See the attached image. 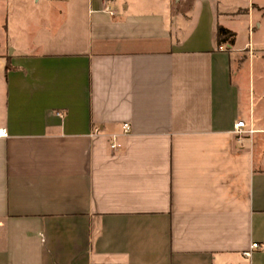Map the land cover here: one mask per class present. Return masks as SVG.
<instances>
[{
  "label": "crops",
  "instance_id": "1",
  "mask_svg": "<svg viewBox=\"0 0 264 264\" xmlns=\"http://www.w3.org/2000/svg\"><path fill=\"white\" fill-rule=\"evenodd\" d=\"M36 1L0 0V264H264L248 50L217 43L254 0Z\"/></svg>",
  "mask_w": 264,
  "mask_h": 264
},
{
  "label": "rangeland",
  "instance_id": "2",
  "mask_svg": "<svg viewBox=\"0 0 264 264\" xmlns=\"http://www.w3.org/2000/svg\"><path fill=\"white\" fill-rule=\"evenodd\" d=\"M263 1V2H262ZM11 10L20 12L23 5L30 7L32 14H40L36 0H10ZM27 3V4H26ZM261 3V4H260ZM264 0H254L252 28H249L248 17H237L234 21L237 47L248 50L241 55L242 62H235L236 76L234 81L239 85L245 111V119L249 120L250 101L255 118V127L264 128ZM175 6V4H173ZM248 5H246V9ZM241 15H247L241 12ZM29 31L27 30V33ZM21 40L26 41L23 36ZM250 57V59H249ZM264 143V134L258 135ZM258 146H262L258 144Z\"/></svg>",
  "mask_w": 264,
  "mask_h": 264
},
{
  "label": "built area",
  "instance_id": "3",
  "mask_svg": "<svg viewBox=\"0 0 264 264\" xmlns=\"http://www.w3.org/2000/svg\"><path fill=\"white\" fill-rule=\"evenodd\" d=\"M102 10H103V12H106L110 15H114V11L109 6L108 2L102 3ZM123 128H124L125 133H128L130 131V127L127 124H125ZM254 133H255V130L252 128V126L248 127V124L244 120L238 121L235 125V134L239 137L242 135H253ZM6 136H7L6 130L0 129V138H4ZM111 147H112V149H117L118 147H120V145L112 144ZM258 247H259L258 244L255 243L251 246V249H256ZM244 255L246 257H251L252 251H250V250L246 251V252H244Z\"/></svg>",
  "mask_w": 264,
  "mask_h": 264
},
{
  "label": "trees",
  "instance_id": "4",
  "mask_svg": "<svg viewBox=\"0 0 264 264\" xmlns=\"http://www.w3.org/2000/svg\"><path fill=\"white\" fill-rule=\"evenodd\" d=\"M236 34L224 27H218L217 29V43L219 46L223 44L234 45Z\"/></svg>",
  "mask_w": 264,
  "mask_h": 264
}]
</instances>
